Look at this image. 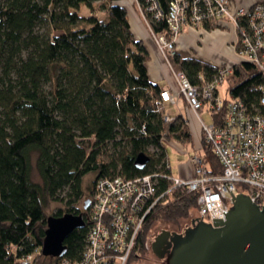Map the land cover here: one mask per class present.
Returning <instances> with one entry per match:
<instances>
[{
	"label": "trees",
	"instance_id": "obj_1",
	"mask_svg": "<svg viewBox=\"0 0 264 264\" xmlns=\"http://www.w3.org/2000/svg\"><path fill=\"white\" fill-rule=\"evenodd\" d=\"M119 1L0 0V264H45L41 248L50 202L65 206L50 216L80 214L84 220L65 239V255L51 264L80 260L89 206L80 210L76 204L88 173H94L89 204L99 178L158 175L161 203L144 224L129 259L146 253V234L155 221L177 223L191 209L197 211V195L171 188L167 166V143L189 145V130L182 117L165 121L163 89L149 80L148 53L131 33L127 10ZM135 1L152 36L169 39L166 16L172 0H153L163 14L159 20L147 11L148 0ZM183 1L188 7L182 29L189 26L193 0ZM216 21L193 27L210 29ZM167 61L194 86L213 82L225 67L176 52ZM230 67L223 81L224 103L235 99L249 112L262 111L257 86L264 84V75L246 61ZM225 113L226 106L211 110L212 123L221 125ZM201 138L207 173L219 175L221 165ZM140 153L149 158L142 170L134 165ZM33 168L37 181L31 177Z\"/></svg>",
	"mask_w": 264,
	"mask_h": 264
},
{
	"label": "built area",
	"instance_id": "obj_2",
	"mask_svg": "<svg viewBox=\"0 0 264 264\" xmlns=\"http://www.w3.org/2000/svg\"><path fill=\"white\" fill-rule=\"evenodd\" d=\"M148 2L147 11H154L155 18L161 19L163 14L156 2ZM187 7L188 3L183 0L170 1L166 23L171 37L153 35L167 64V56L174 54V45L182 25L186 24ZM190 7L187 22L191 27L208 19L232 22L239 60L256 65L264 75V1L234 11L229 8L228 0H193ZM230 71L229 66L219 69L217 78L202 86H194L183 73L172 71L178 94L199 120L201 133L222 171L219 175H209L201 156L194 154L190 157L194 175L189 179L172 177L171 188L195 193L197 214L208 222L225 218L223 207L229 205L232 195L247 192L253 204L264 205V84L257 86L258 106L262 111L249 112L235 99L225 104L217 96V88ZM160 95L164 102H174V96L168 92ZM223 106H226V113L221 125L205 124L200 120L202 110L210 113ZM165 121L171 119L166 117ZM156 177L157 174H146L133 179L119 176L97 179L89 204L88 234L81 258L73 263L63 260L60 264H127L144 224L161 203V197L156 195Z\"/></svg>",
	"mask_w": 264,
	"mask_h": 264
},
{
	"label": "water",
	"instance_id": "obj_3",
	"mask_svg": "<svg viewBox=\"0 0 264 264\" xmlns=\"http://www.w3.org/2000/svg\"><path fill=\"white\" fill-rule=\"evenodd\" d=\"M149 158L140 153L134 165L142 170ZM89 206L85 201L84 209ZM253 204L246 193L233 197L223 207L225 218L212 222L192 216L191 226L182 233L162 230L153 237L151 251L164 264H264V205ZM82 215L65 213L49 216L41 254L61 258L66 253L65 239L82 228Z\"/></svg>",
	"mask_w": 264,
	"mask_h": 264
},
{
	"label": "crops",
	"instance_id": "obj_4",
	"mask_svg": "<svg viewBox=\"0 0 264 264\" xmlns=\"http://www.w3.org/2000/svg\"><path fill=\"white\" fill-rule=\"evenodd\" d=\"M127 1L131 4L135 0H121L118 4L126 7L125 3H127ZM263 1L264 0H228V5L229 8L234 11L239 7L247 9L253 6V4ZM127 20L134 38L142 42L148 53L149 58L145 67L149 80L159 85L163 89L162 92L166 91L174 96L173 103L164 102L165 116L171 120L177 117L183 118L191 136L190 145L192 150L198 152L196 153L197 155H201L202 134L199 120L196 119L193 113L188 109L183 97L178 94L177 83L171 68H169V65L161 55L146 24H143L142 20L137 17L134 12L131 16L127 14ZM213 26L214 27L210 29L203 25L197 27L184 26L175 43V52L182 58H194L211 63L215 66L225 65V67H230L240 61L235 50L236 33L233 23L227 20H219L216 21ZM217 96L222 99L219 96V88H217ZM199 117L200 120H202L201 112L199 113ZM167 145H171L180 153L186 152L185 146L176 141H170ZM191 156L192 155L189 156V160L178 161L176 172H173L174 175L169 164L172 177L189 179L194 175L193 165L190 162Z\"/></svg>",
	"mask_w": 264,
	"mask_h": 264
},
{
	"label": "rangeland",
	"instance_id": "obj_5",
	"mask_svg": "<svg viewBox=\"0 0 264 264\" xmlns=\"http://www.w3.org/2000/svg\"><path fill=\"white\" fill-rule=\"evenodd\" d=\"M122 3H123V1H122ZM125 4H126L125 9L127 10V14H129V16H131V15H133V12H134L135 15H137V17H139L142 20L143 24L145 23L146 26L148 27V21L146 19V14L141 8H139V6L136 3V1H134L131 4H129L128 1H127V3H125ZM154 41H155V39H154ZM161 55H163V54H161ZM218 88H219V96L222 99L227 98V95L225 94V84L224 83L220 84L218 86ZM195 118L197 119V117H195ZM201 118H202V121L205 124H209V123L212 122V118L210 116L209 111L202 110L201 111ZM185 149H186L185 153H180V152L176 151L171 145H167L166 153H167L168 162L170 164L172 173L176 172V166H177L178 161L189 160V156L190 155L198 153V152L192 150V147H191L190 144L189 145H185ZM149 151L152 152L153 150L150 148ZM174 173H173V175H174ZM31 177H32L33 180H36V181L38 180V175H37L36 170L34 168L32 170ZM93 181H94V173H88L83 178V182H82L83 196H82V199H80V201L76 204V208L77 209H80V210L83 209L84 203H85V201L88 199V197L90 195V192L88 191V187L92 185ZM64 208H65L64 204H62L60 202H50L47 205L45 211H46V214L48 216H50L52 213H54L58 209H62L64 211ZM197 215L198 214H197L196 209L193 208V209L190 210V213H189L187 218L180 219L177 223L155 221L150 226V228H149V230H148V232L146 234V240H145L146 253L142 254V255H137L134 258L128 259V264H153L155 262V257H154L153 253L150 250V245H151V243L153 241V237L156 234H158L160 231H162V230L180 232V231L184 230V228L190 226L191 221H192V216H197ZM52 261H53L52 257H46L44 259L45 264H51Z\"/></svg>",
	"mask_w": 264,
	"mask_h": 264
},
{
	"label": "flooded vegetation",
	"instance_id": "obj_6",
	"mask_svg": "<svg viewBox=\"0 0 264 264\" xmlns=\"http://www.w3.org/2000/svg\"><path fill=\"white\" fill-rule=\"evenodd\" d=\"M190 226H191V224H190ZM190 226H188V227H190ZM188 227H186V228H188ZM186 228H184V230L186 229ZM183 230V231H184ZM165 231H169V230H165ZM182 231V232H183ZM161 232V231H160ZM169 232H175V231H169ZM182 232H175V233H182ZM157 236V235H156ZM154 241V240H153ZM150 250H151V245H150ZM152 252V251H151ZM154 255V254H153ZM154 257H155V262L153 263V264H164L165 263V258H163V259H158L155 255H154Z\"/></svg>",
	"mask_w": 264,
	"mask_h": 264
}]
</instances>
